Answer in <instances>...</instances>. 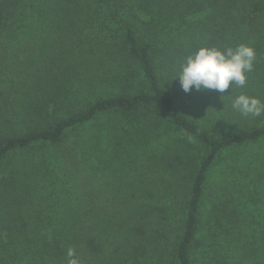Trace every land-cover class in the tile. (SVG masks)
<instances>
[{
    "label": "trees",
    "instance_id": "16d2710c",
    "mask_svg": "<svg viewBox=\"0 0 264 264\" xmlns=\"http://www.w3.org/2000/svg\"><path fill=\"white\" fill-rule=\"evenodd\" d=\"M242 43L244 87L181 89L187 55ZM241 93L264 101V0H0V264H264L261 181L236 177L200 227L214 161L264 136ZM110 116L90 146L120 174L99 179L68 137Z\"/></svg>",
    "mask_w": 264,
    "mask_h": 264
},
{
    "label": "rangeland",
    "instance_id": "374dc122",
    "mask_svg": "<svg viewBox=\"0 0 264 264\" xmlns=\"http://www.w3.org/2000/svg\"><path fill=\"white\" fill-rule=\"evenodd\" d=\"M95 122L92 123L91 127L86 125L71 131L68 140L72 141L76 139L79 141V139L82 140L84 135H88V139L92 142L86 149L87 156L90 158V164L94 167L93 172L96 171L95 168L98 167L99 175L97 176L99 179H111L112 177L117 178L115 175L120 173L117 170V166L112 164V161L108 159L105 164L99 165V161L102 158H99L100 156L98 154L103 149L99 146H90L94 141L99 142L102 139L97 134V127L103 130L101 134L102 136H105L107 130L116 122L115 117H105L104 119H101V123ZM97 152L98 154L95 156V153ZM33 154L36 155L35 150L20 151L16 154H12L2 163L1 167H5L4 171L7 172L13 166L15 167L17 164L22 163V158ZM238 176H243V179H247L248 181H253L255 179L256 181H261L262 184H264V136L241 147L230 149L214 161L211 167L210 176L204 186L202 204L200 207L202 217V224L200 227H210L209 221L214 218V210H217L218 212L220 208L217 204L219 205L220 202L222 203L225 202L226 199H230V196H233L232 198H234V201L236 202L239 200L234 187L236 177ZM139 179H141V177H137L136 175V180ZM157 184L161 188H165L166 186V183H163V181L157 182Z\"/></svg>",
    "mask_w": 264,
    "mask_h": 264
},
{
    "label": "clouds",
    "instance_id": "9594fccd",
    "mask_svg": "<svg viewBox=\"0 0 264 264\" xmlns=\"http://www.w3.org/2000/svg\"><path fill=\"white\" fill-rule=\"evenodd\" d=\"M256 59L255 49L248 44L242 43L223 50L216 46H202L186 56L176 77L185 93L211 90L223 97L230 84L231 88L246 85V74L253 71ZM231 107L243 116L264 115V101L244 93L231 101ZM67 256V264H81L74 249L69 248Z\"/></svg>",
    "mask_w": 264,
    "mask_h": 264
}]
</instances>
